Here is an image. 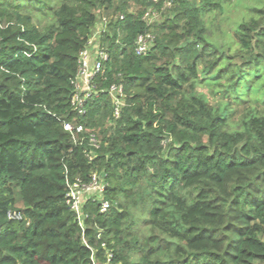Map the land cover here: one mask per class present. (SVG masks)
Instances as JSON below:
<instances>
[{
	"label": "trees",
	"instance_id": "trees-1",
	"mask_svg": "<svg viewBox=\"0 0 264 264\" xmlns=\"http://www.w3.org/2000/svg\"><path fill=\"white\" fill-rule=\"evenodd\" d=\"M167 1L0 0V264H90L92 250L104 260L103 243L111 264H264V10L239 24L232 54L207 36L222 0ZM149 9L161 19L147 24ZM100 16L109 60L94 83L123 86L118 119L106 92L84 115L71 105ZM146 33L154 44L138 56ZM64 123L83 126L77 141ZM94 170L112 207L89 202L83 230L67 182Z\"/></svg>",
	"mask_w": 264,
	"mask_h": 264
},
{
	"label": "built area",
	"instance_id": "built-area-1",
	"mask_svg": "<svg viewBox=\"0 0 264 264\" xmlns=\"http://www.w3.org/2000/svg\"><path fill=\"white\" fill-rule=\"evenodd\" d=\"M158 2V0H152ZM172 0L167 1L164 7H170ZM151 13H155L153 9H149L143 16V20L148 21ZM110 19L107 16L98 17L96 23L91 28L88 41L84 51L78 58V72L72 80L73 94L71 97V105L73 111L78 115L86 113V107L90 99L97 97L99 93H108L113 103V117L118 119L122 108L125 105L126 95L121 84H113L108 89L97 90L95 79L103 73L105 63L109 60V54L101 45V38L109 32ZM155 36L152 33L140 34L135 41V53L138 56L146 55L153 46ZM64 130L69 132L73 139L77 141L78 135L83 133V126H74L71 123H64ZM84 137H82L83 139ZM89 148L84 149V153L89 161H93L97 157V151L100 148V141L95 134L88 136ZM108 184L104 170H94L90 173V180L84 182L81 179L73 183L67 182V193L65 195V203L69 210L74 214L78 225L84 230L85 221L89 217L86 207L89 202L99 205V213L106 214L112 207V203L107 199ZM7 218L11 221L26 220L24 214L16 209H10ZM98 237H101L99 231ZM86 244V242H85ZM87 245V244H86ZM88 247V246H87ZM105 250V264H111L113 251L106 248L105 243L102 244ZM90 264H97V251L92 250Z\"/></svg>",
	"mask_w": 264,
	"mask_h": 264
},
{
	"label": "rangeland",
	"instance_id": "rangeland-1",
	"mask_svg": "<svg viewBox=\"0 0 264 264\" xmlns=\"http://www.w3.org/2000/svg\"><path fill=\"white\" fill-rule=\"evenodd\" d=\"M257 9L264 10V0H222V8L206 17L209 41L220 49H226L228 45H231L233 54L237 49L234 44V33L237 27L241 22L257 17L255 12ZM154 11L155 13L150 14L148 21L155 22L161 19L160 13L157 10ZM212 90L213 87L207 84L199 88V91L205 93L210 99L213 97ZM219 97L217 95L216 100ZM17 207H21V203L17 204ZM140 229L141 232H147L144 223H141ZM97 264H105V260L98 259Z\"/></svg>",
	"mask_w": 264,
	"mask_h": 264
}]
</instances>
